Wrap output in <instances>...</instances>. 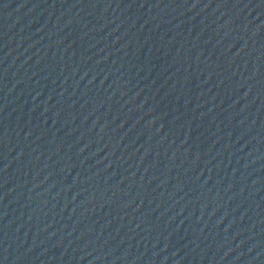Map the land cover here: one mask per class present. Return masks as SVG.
Here are the masks:
<instances>
[{"label":"water","instance_id":"1","mask_svg":"<svg viewBox=\"0 0 264 264\" xmlns=\"http://www.w3.org/2000/svg\"><path fill=\"white\" fill-rule=\"evenodd\" d=\"M0 264H264V0H0Z\"/></svg>","mask_w":264,"mask_h":264}]
</instances>
